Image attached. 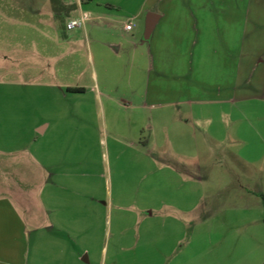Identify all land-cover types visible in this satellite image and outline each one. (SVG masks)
<instances>
[{
  "label": "rangeland",
  "instance_id": "374dc122",
  "mask_svg": "<svg viewBox=\"0 0 264 264\" xmlns=\"http://www.w3.org/2000/svg\"><path fill=\"white\" fill-rule=\"evenodd\" d=\"M75 1L0 0V196L36 213L40 160L47 164L43 178L51 179L69 157L40 158L38 143H31L40 137L32 124L52 125L64 110L74 115L76 109L62 104L72 106L77 99L67 86L86 88V101H96L91 94L97 91L104 100L105 86L114 99H141L151 68L149 40L142 33L132 37L138 20L131 12L139 0H114L113 11L100 18L89 13L68 30L66 23L86 10ZM220 3L264 5V0H207ZM156 10L157 4L149 9ZM126 23L132 30H125ZM118 43L115 54L109 45ZM254 93L233 103L203 100L143 109L148 144L136 145L146 152L142 165L129 151L112 155L98 125L92 155L77 157L71 173L83 185H94L104 205L94 246L121 243L126 249L108 251L93 264H264V97ZM57 126L41 136L44 145L54 143V134L74 133ZM22 157L25 168L18 164Z\"/></svg>",
  "mask_w": 264,
  "mask_h": 264
},
{
  "label": "crops",
  "instance_id": "0c3cea01",
  "mask_svg": "<svg viewBox=\"0 0 264 264\" xmlns=\"http://www.w3.org/2000/svg\"><path fill=\"white\" fill-rule=\"evenodd\" d=\"M162 1L139 0L131 12V17L138 20L137 31L132 35L135 38L139 33L143 35L146 15L157 4V10L152 12L157 19L148 39L151 68L141 99L122 96L114 99L105 86L104 100L97 91L91 94L97 97V102L86 101L83 99L86 88L67 86L65 90L74 93L77 99L72 106L62 104L66 109H76L74 115L64 110L52 125L32 124L40 135L31 141L33 145L38 143L39 157L65 155L69 157L68 166L56 167L52 178L47 179L43 178L47 164L40 160L37 213L24 203H19L18 208L16 200L0 196V264H65V260L70 264L80 261L93 264L97 259L103 260L108 251L118 254L125 251L121 243L94 246L95 237L101 235L95 221L101 218L104 205L94 196V185H83L71 173L70 165L77 164V157L92 155L98 125L102 141L112 155L129 151L142 165L146 152L136 145L148 144L142 113L150 105L203 100L233 103L254 97L256 91L261 93L256 95L264 97V5H208L207 0H186V4L177 7L162 5ZM73 3L78 8L86 6L83 13L95 14L96 18L116 6L114 0ZM109 46L115 54L121 49V43ZM151 73H155L154 78ZM57 124L63 131L70 127L74 133L54 134V143L44 145L41 136L49 129L55 131L59 128ZM26 161L22 157L18 164L25 168Z\"/></svg>",
  "mask_w": 264,
  "mask_h": 264
},
{
  "label": "water",
  "instance_id": "95a60500",
  "mask_svg": "<svg viewBox=\"0 0 264 264\" xmlns=\"http://www.w3.org/2000/svg\"><path fill=\"white\" fill-rule=\"evenodd\" d=\"M157 19V15L155 13L149 12L146 15L144 22V31H143V39L148 40L154 28L155 22Z\"/></svg>",
  "mask_w": 264,
  "mask_h": 264
},
{
  "label": "built area",
  "instance_id": "2783aa9c",
  "mask_svg": "<svg viewBox=\"0 0 264 264\" xmlns=\"http://www.w3.org/2000/svg\"><path fill=\"white\" fill-rule=\"evenodd\" d=\"M88 14L87 13H83L81 17L79 18H75V19H71L66 23V29H73L74 27H78L80 25L83 24V22L88 18ZM132 25L130 23L125 24L124 28L126 30L131 29Z\"/></svg>",
  "mask_w": 264,
  "mask_h": 264
}]
</instances>
